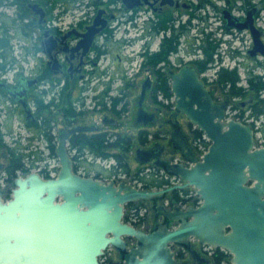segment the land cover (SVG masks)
I'll list each match as a JSON object with an SVG mask.
<instances>
[{
  "label": "flooded vegetation",
  "instance_id": "obj_1",
  "mask_svg": "<svg viewBox=\"0 0 264 264\" xmlns=\"http://www.w3.org/2000/svg\"><path fill=\"white\" fill-rule=\"evenodd\" d=\"M138 1L129 0L128 3L134 5L126 8L122 0H0V80L12 91L8 93L0 89V117H6L0 120V140L5 145L0 152V157L5 160L0 161V177L7 174L8 157L2 130L10 129L12 118L23 120L24 124L40 123L38 113L41 110L34 99L37 96L48 105L52 128L49 138L36 128L33 134L44 137L50 154L56 159L59 131L74 126L87 128L70 133L67 138V151L75 174L105 183L124 182L138 189L166 190L151 200L132 201L123 207V223L150 233L162 227L176 228L180 221L171 217L202 203L192 185L184 186L179 176L170 174L164 168L167 163L186 167L194 164L181 155L176 142L171 139L172 133L174 139L177 134L184 138L186 146L198 160L210 145L201 130L175 111L171 87L169 99L163 91H153L157 78L154 70L165 72L170 86L169 71H177L183 66L192 67L213 100L224 103V120H235L250 126L254 148L264 147V109L254 97L257 95L263 99L264 88L257 91L250 87L251 81L264 82V57L260 53L251 55L253 40L248 29L228 27L223 18L224 11H228L243 22L250 13L264 42V0ZM34 3L44 11L41 19L28 6ZM19 5L25 8L22 10L25 16L17 9ZM10 8L12 15L8 14ZM99 10L103 11L100 21L105 25L94 35L84 53L83 47L77 45ZM119 14L127 20L128 26L123 31L128 33V38L123 37L116 42L113 38L119 29ZM14 40H21L22 43ZM169 42L175 45L174 49L168 51L166 58L157 62L155 68L152 67L150 55L163 52ZM2 43L4 46H1ZM11 44H17V47ZM129 45L133 46L130 53L126 50ZM206 47L211 55L210 61L207 68L199 72L194 62L205 58ZM120 50L127 55V66H123V70L120 69ZM29 58L32 59L30 67ZM52 59L56 60V64ZM12 62L20 70L9 75ZM221 70L236 72L234 88L230 82L224 87L220 83ZM138 76L137 84L135 77ZM26 80L31 81L29 87ZM135 87L138 94L129 122L124 119L130 113L129 96ZM152 95H156L158 103L152 100ZM21 100H25L29 116ZM26 125L29 130H34L31 125ZM130 125L139 128L135 133L123 130ZM149 125L156 129L149 131L146 128ZM39 135L35 137L38 139ZM102 136L108 146L118 137H123L130 144L124 153L125 158L119 162L115 156L121 152L119 147L99 149L98 146L79 145L77 141L100 139ZM137 149L149 152L142 155L146 160L138 159ZM133 153L134 164L129 166L127 158ZM21 155L23 158L24 154ZM23 168L26 171L16 170L14 176L6 179V186L0 184L3 194L9 195L13 179L20 174L37 172L44 178H50L55 177L58 171V167L53 172L48 169L36 171L29 166ZM101 169H108V176ZM250 184L252 182L247 183ZM122 239L125 249L108 246L99 258L100 264H126L125 253L137 244V240L126 235ZM168 246L173 258L181 264H232V255L228 250L201 243L193 236ZM109 248L111 251L107 252Z\"/></svg>",
  "mask_w": 264,
  "mask_h": 264
},
{
  "label": "water",
  "instance_id": "obj_2",
  "mask_svg": "<svg viewBox=\"0 0 264 264\" xmlns=\"http://www.w3.org/2000/svg\"><path fill=\"white\" fill-rule=\"evenodd\" d=\"M122 1L126 8L134 5ZM28 6L40 19L43 17L44 11L37 4ZM102 12L98 11L81 35L77 46H82L84 53L105 25L100 21ZM223 18L228 27L248 29L253 40L251 55L260 53L264 57V42L250 13L243 22L228 11ZM52 62L56 64V60ZM168 76L175 111L201 130L210 145L198 160L184 138L177 134L174 139L172 133L181 155L194 164L186 167L167 163L164 168L179 176L184 186L192 185L202 203L171 217L180 221L174 229L162 227L145 233L123 223L126 203L151 200L166 190L138 189L124 182L105 183L75 174L67 138L87 128L64 129L58 133L55 177L29 172L13 179L9 195L0 188V264H100L99 258L108 246L125 249L124 235L137 240L125 253L126 264H181L168 245L188 236L228 250L232 264H264V147L254 148L250 126L224 120V103L213 100L192 67L169 71ZM25 83L29 87L31 81ZM0 89L12 93L1 80ZM21 103L29 116L25 100ZM148 153L136 150L140 161L146 160L142 155Z\"/></svg>",
  "mask_w": 264,
  "mask_h": 264
},
{
  "label": "rangeland",
  "instance_id": "obj_3",
  "mask_svg": "<svg viewBox=\"0 0 264 264\" xmlns=\"http://www.w3.org/2000/svg\"><path fill=\"white\" fill-rule=\"evenodd\" d=\"M8 14L9 15L13 14L11 8L8 10ZM118 19L119 20H118L117 25L119 26V29H117L115 31L114 38H113L116 40V42H118V40H120V39H123V37L128 38V33L126 31H123V29L128 26L127 20L123 17L122 14L118 15ZM115 23H116V21H115ZM9 31L11 34L12 31L11 30H9ZM20 41L21 40H19V41L14 40V42H20ZM21 43H22V41H21ZM11 45L14 47H17V44H11ZM131 47H133V46L132 45L127 46L126 50L129 52L131 50ZM136 49L137 48L135 47V50ZM17 51H19V49H17ZM4 52H6V51H4ZM119 54H120V56H122V62L120 64V69L123 70V66H127V64H126V60H127L126 58L127 57H125L127 55H124V53L121 52V50L119 51ZM31 63H32V59L29 58L28 67L31 66L30 65ZM17 69L20 70V67L17 64H15L14 62H12L11 69L9 70V75L13 74L15 71H17ZM212 71L213 70H210V73H213ZM130 73H134V71H130ZM141 73H143V72H141ZM139 77L140 76L135 77L137 84L139 82ZM132 91L133 92L129 96L130 113H129V115H126L125 119H124L125 121H129V122L131 121V118H132V115L134 112V104H135V100H136L137 94H138L137 87L133 88ZM147 103H148V101H147ZM148 105H150V103H148ZM2 119H6V117H4V116L0 117V120H2ZM28 128L29 127H27V125L24 124L23 120L22 121L18 120V119L13 120V118H12V124H11L10 129L3 128V130H2L4 133L3 134V140L6 143V145H8L9 148L15 150L17 155L18 154H24V157L21 158L22 166H25V167L29 166V168L31 167L33 169L36 168V171H38L37 169H39V170L48 169L49 171H51L50 170L51 168H57L58 166L55 167V162H56L55 157L52 154H50V151L47 147V144L44 141V137H42L39 134H37V135L33 134L34 133L33 131H35L37 129L36 127H34V125H31V127H30V128H33L34 130H29ZM138 128H139L138 126L130 125V126L124 127L123 130L130 132V133H135L138 130ZM146 128L151 132H153V130L156 129L155 126H150V125L146 126ZM19 133H20V135H19ZM38 135H39V138L37 139L35 136H38ZM1 151L2 150L0 149V152ZM75 152L76 151H74V153ZM133 157H134V153L130 154V157L127 158L129 166H132L134 164ZM0 161L4 162L5 160H3L2 157H0ZM101 170L105 171V174L108 172V169L107 170L101 169ZM19 173H17V174H19ZM20 175H23V174H20ZM7 178H9V176L7 174L5 175V177H0V184L2 186H6V184H7L6 179ZM152 178H153V176H152ZM109 251H111V248H109L107 252H109Z\"/></svg>",
  "mask_w": 264,
  "mask_h": 264
},
{
  "label": "trees",
  "instance_id": "obj_4",
  "mask_svg": "<svg viewBox=\"0 0 264 264\" xmlns=\"http://www.w3.org/2000/svg\"><path fill=\"white\" fill-rule=\"evenodd\" d=\"M18 1V0H17ZM19 11H21V13L25 16V13L22 12V10H25V8H23L21 5H19V8H17ZM1 46H4V44L2 43ZM208 46H212V44H208ZM175 45L172 44V42H169L168 44H166V48L163 50V52L159 51L157 53H154L152 55H150V62L152 67L155 68L157 62L164 60L166 58V55L168 53V51H170L171 49H174ZM204 53H205V58L204 59H199L197 61L194 62L196 69L199 72L204 71L207 68V64L210 61V53H208V48H204ZM154 72L156 73V81L154 83V88L153 91H157V90H161L164 92V95L167 99H169L171 97V92H170V86H169V80L168 78L165 76V72H162L161 70L157 69L154 70ZM236 72L235 71H227V70H221L219 72V81L220 83L223 85V87L225 86V84L227 82L232 83V87L234 88V83L236 81ZM250 87L256 89L257 91L264 88V82L257 80L256 82L251 81L250 83ZM255 90V91H256ZM235 91V89L233 90V92ZM256 91V92H257ZM235 93V92H234ZM237 93H240V91H237ZM255 100H257L256 102L261 105V109H264V98L263 99H259L256 96ZM152 100L154 102H157L156 100V95H152L151 96ZM34 99L36 100V103L38 104V107L40 108L39 110H41V112L38 113V116H40V123L39 122H34V123H30V122H26V124L28 125H34V127L37 128V131H39L40 133H43L47 138H49V131L52 128L51 126V121L52 119L50 118V112L48 111V105L43 104V102L41 100H39L37 98V96H34ZM158 103V102H157ZM160 103V102H159ZM43 111V112H42ZM44 114V117H43ZM78 144L80 145H88L92 148H94L95 146H98L99 149H108L113 147H119V150L121 151L119 155H115L118 159V161L120 162L124 157V153L125 151L128 150V148L130 147V144H127L126 141L124 140L123 137H118V139L116 140V142H114L113 144H110L108 146V144L105 143V137L102 136V138L98 139H85L84 140H80L77 139ZM125 145H127V148L125 147ZM5 145H3L1 143L0 140V149H2ZM51 152L53 153V146H51ZM6 153L8 155L7 157V165H6V172L9 175V177L14 176V173L16 170H23L26 171L25 168H23L22 163H21V154H16L15 150L9 148L6 145Z\"/></svg>",
  "mask_w": 264,
  "mask_h": 264
},
{
  "label": "built area",
  "instance_id": "obj_5",
  "mask_svg": "<svg viewBox=\"0 0 264 264\" xmlns=\"http://www.w3.org/2000/svg\"><path fill=\"white\" fill-rule=\"evenodd\" d=\"M56 162H55V167H57L58 163H57V159L55 158Z\"/></svg>",
  "mask_w": 264,
  "mask_h": 264
},
{
  "label": "bare ground",
  "instance_id": "obj_6",
  "mask_svg": "<svg viewBox=\"0 0 264 264\" xmlns=\"http://www.w3.org/2000/svg\"><path fill=\"white\" fill-rule=\"evenodd\" d=\"M57 163H58V160H57ZM58 165H59V164H58ZM58 165H57V166H58ZM50 170H52V172H53L54 168H51Z\"/></svg>",
  "mask_w": 264,
  "mask_h": 264
}]
</instances>
